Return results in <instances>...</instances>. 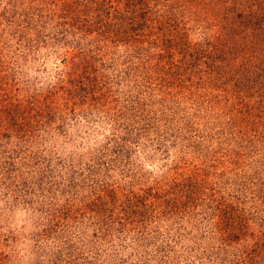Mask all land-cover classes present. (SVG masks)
<instances>
[{
  "label": "rangeland",
  "instance_id": "obj_1",
  "mask_svg": "<svg viewBox=\"0 0 264 264\" xmlns=\"http://www.w3.org/2000/svg\"><path fill=\"white\" fill-rule=\"evenodd\" d=\"M70 1L0 0V264H264V0Z\"/></svg>",
  "mask_w": 264,
  "mask_h": 264
},
{
  "label": "trees",
  "instance_id": "obj_2",
  "mask_svg": "<svg viewBox=\"0 0 264 264\" xmlns=\"http://www.w3.org/2000/svg\"><path fill=\"white\" fill-rule=\"evenodd\" d=\"M96 1H99V2L102 3V7L101 8H103V9H101V10L102 11L104 10V14H103L102 20H97V17H96V15L94 13L93 14L94 17H93V20H92L93 21V24L96 23V22L101 21L102 24H104V25H102L101 23L100 24L103 26L104 29L106 27L108 29H112L113 30V26L114 25H112L110 22H108V19H109L110 15H111L110 12L112 13V15L114 17H116L114 10L117 9L118 7L114 6L113 3H111V2H107L106 0H96ZM133 1L135 3H139L138 1H141V0H133ZM87 2H88L87 0H85L83 2H81V0H77V2H75V1L62 2L61 5H62V9H63V11L65 13H74L75 16H76L77 15V10H74L73 7H75L76 5H84ZM99 2L98 3L95 2L97 5L94 7V9H97L98 7L101 6V4H99ZM255 6H257V4H255ZM66 8L69 9L70 11H67ZM258 8L262 10L264 7H258ZM256 12L257 11L255 10L253 12H250L248 15H247V13H246V15H241L240 14V16H243V18H240V20H243V21L245 20L246 21L245 22L246 24H254V26L256 25V26L262 27V24H263V21H264V19H263L264 16H258V15H256ZM105 15L108 17L107 20H105ZM88 26H91V25L89 24ZM242 48H244V51L246 50V46H244ZM223 54L226 55L227 52H223ZM225 55H222L221 54V55L217 56L218 57V60L222 61V59L224 58ZM245 56H247V55H241L240 54V50H239V53L235 56V59H236L235 61L238 60V57H241L242 60H245ZM228 59L231 60L229 57H228ZM248 66H251V65H248ZM242 72L244 74H242L240 76V79H235V82H234L235 85L232 83L234 85V87H235V90L233 89V85H232V89L230 90V94L233 95V93H236V91L239 92L240 96H238V99H239L238 105H240L239 107H242V110L243 111H246L247 112V110H245V107L247 108L248 106L246 104L247 100L245 101V98L248 97V95L250 96L251 94H254L258 90L259 91L257 93H262L263 92V90H264V74L261 72V70H259V72L257 73V71L254 70L252 67H247V68L243 69ZM166 84L168 86H171V84H173V81L166 82ZM174 85H175V83H174ZM253 89H254L255 92L253 91ZM249 90H250V92H249ZM260 98L263 99V101H264V93H263V95ZM223 99H225V98H223ZM254 107H255V109H254V112L255 113L254 114H251V113H246L245 114V112H244V113H242L244 116L242 115V117H240V119H237L236 117H234V120H238V124H241L243 126L239 130L243 134L246 133V130H247V127L246 126L249 125L250 122L253 123V120L254 119H253L252 116L257 117L258 120L260 118L261 121H263V118H264V106L257 104ZM250 111L252 112V110H250ZM143 116H144V114L141 115V118H140L141 120H143ZM248 119H250V122L248 121ZM123 132H125V130ZM124 134L125 133H123V135Z\"/></svg>",
  "mask_w": 264,
  "mask_h": 264
}]
</instances>
